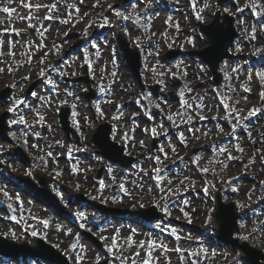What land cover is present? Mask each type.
Returning a JSON list of instances; mask_svg holds the SVG:
<instances>
[{
  "label": "bare ground",
  "instance_id": "1",
  "mask_svg": "<svg viewBox=\"0 0 264 264\" xmlns=\"http://www.w3.org/2000/svg\"><path fill=\"white\" fill-rule=\"evenodd\" d=\"M212 32L213 33L221 32L222 34L225 35L224 39L218 45H216L215 48H214L215 50L218 49V50L224 52L225 48H226V40H227L228 37H230V34L233 32V29L231 27L225 28V26L221 25L220 22H216L215 23V27L212 28ZM210 54L213 55V53H211V51H210ZM41 179L43 181V184H44L45 188L47 189L48 183H49L47 176L46 175H42ZM233 214L235 215V212H233ZM230 215H232V214H230ZM230 215H226V218L227 219L230 218L231 217ZM10 245L13 246V243L9 242L8 246H10Z\"/></svg>",
  "mask_w": 264,
  "mask_h": 264
},
{
  "label": "snow or ice",
  "instance_id": "2",
  "mask_svg": "<svg viewBox=\"0 0 264 264\" xmlns=\"http://www.w3.org/2000/svg\"><path fill=\"white\" fill-rule=\"evenodd\" d=\"M25 7L31 8L32 5L31 4H26ZM36 7L39 8V7H41V5H36ZM2 11L5 12V13H11V12H13V9H11L9 7H4L2 9ZM197 18L199 19L200 17H197ZM259 76H260V78L262 80H264V73H259ZM69 95H71V93H69ZM261 95H262V97H264V93H262ZM8 111L12 112V111H14V109L13 108H9ZM152 131L155 132V129H153ZM205 191H207V189H205ZM33 235H36V233H33ZM243 238L247 239L248 237H243Z\"/></svg>",
  "mask_w": 264,
  "mask_h": 264
},
{
  "label": "rangeland",
  "instance_id": "3",
  "mask_svg": "<svg viewBox=\"0 0 264 264\" xmlns=\"http://www.w3.org/2000/svg\"><path fill=\"white\" fill-rule=\"evenodd\" d=\"M1 87V86H0Z\"/></svg>",
  "mask_w": 264,
  "mask_h": 264
}]
</instances>
